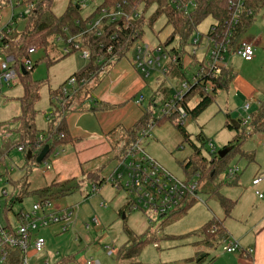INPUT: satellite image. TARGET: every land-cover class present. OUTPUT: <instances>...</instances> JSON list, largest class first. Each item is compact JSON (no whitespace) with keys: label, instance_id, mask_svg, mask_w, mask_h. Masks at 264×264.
Listing matches in <instances>:
<instances>
[{"label":"rangeland","instance_id":"rangeland-1","mask_svg":"<svg viewBox=\"0 0 264 264\" xmlns=\"http://www.w3.org/2000/svg\"><path fill=\"white\" fill-rule=\"evenodd\" d=\"M81 1L83 2L81 9L82 18L88 17L101 3V0ZM68 2L69 0H54L51 8L53 15L56 17L62 15L68 6ZM9 10V8L3 9L1 13V24L6 20ZM14 10V12L17 13L22 10V8L16 7ZM153 11L154 8L147 12L145 17L146 20L150 18ZM24 22V20H18L16 22V32H20L23 29ZM212 25H215V21L211 18H207L198 26L197 32L194 34L193 38L201 37L198 46L195 47L197 60H203L206 54L208 42L205 35ZM171 30V27L166 25L165 16H161L152 24H146L144 27V38L151 44L156 45L159 42H164L171 34ZM240 37L243 41L253 42L256 53L254 54L252 63H244L243 65L236 66V68L238 67L242 75L247 76V74L251 73H261L264 75V12L259 13L255 17L254 22L245 29ZM195 48L189 45L184 50L192 56ZM44 55L45 53L43 50L38 49L36 53L30 56V60L34 65L31 78L41 83L39 99L34 104V123L37 131L40 133H44L48 130L49 123L46 117L49 111L52 110L54 104L51 100V92L61 87L75 72L87 63L81 58L79 52L69 56H63L58 47H55V49L49 52L50 58L55 59L54 63L48 64L45 60H41ZM132 55L133 49L128 52L126 58L129 59ZM158 74V72L152 71L148 81L150 83L153 82V79H155ZM172 82L174 86L176 83H179L178 81L175 82L174 80L168 79L167 75L162 76L160 78V83H162L161 88H165L161 90L166 88L169 89ZM13 88L14 93L22 94V86L20 84L11 89ZM8 91L9 88H6L0 95V125L10 123L12 119L21 114L18 98H8L5 95ZM199 101L200 98L197 94L188 99V109L192 110ZM89 103L90 102L80 104V107H90ZM241 105L242 99L235 98L232 92L222 93L218 95L216 100L197 118L193 119L189 116L185 118L182 124L185 135L177 129L173 120L169 121L166 119L159 124H154L150 130L149 136L142 140V147L147 154L161 164L164 169L174 177L184 180L185 177L192 176V178L195 179L196 174H201V179L199 180L200 188L198 191V199L185 214L178 213L168 218H160L157 222L156 219H153L155 222L152 225V234L154 232L153 235L158 239V241H156L158 249L154 248L152 242L149 241V243L142 248L141 254L136 261L141 262V264H179L184 262L186 264H195L193 262L195 259L194 252L203 251L204 248L202 246H196L194 243L196 239L205 238V236L196 235V233L199 232L207 221L223 218L221 217L223 216V210L219 205L216 195L210 193V189L215 187L211 181H208L206 173L208 164L213 159L208 149V142L213 144L216 153H218L223 150L224 146H227L228 142L230 143L233 140L236 135L235 131H228L225 125L227 122H230V120L236 119L239 115L238 109ZM162 107L163 103L158 100L156 108L154 109L155 114L153 117L155 119L161 116ZM72 110L70 111L72 112ZM226 113L231 115L230 120L226 117L227 115L225 116ZM247 115H243L242 118H245ZM261 137V135H254L250 139L248 138L242 143L241 150L245 152L250 151L249 149L253 148L251 145L255 140L262 139ZM59 153L61 155L62 152L60 151ZM233 156L232 154L229 155L228 163L230 164L231 161L230 165H232L235 160L234 164L237 165L240 170L238 174V183L232 186L223 185L219 189L220 194L223 197H229L235 201L238 197H242L241 195L243 192H249L254 196L253 189L250 186L251 180L256 173V167L254 168L253 164L248 165L244 160L237 159V157L232 160L231 158H233ZM55 157L56 156L51 155L45 161L51 168L55 161ZM45 162L39 164L35 163L32 166L33 172L30 171L27 177L30 190L49 185L50 177L48 175L50 172L46 170ZM23 164L24 155L22 153L12 152L9 158L5 160V163H3V165L0 164V175L4 172H9L13 181L20 180L24 176V171L22 169ZM69 186L72 188V191L67 195H59L56 199L50 198L51 206L49 209L56 211L78 207V222H81L83 227L85 224H89L90 229L89 231H85L86 237H83L85 240H82V243L79 245V252L77 255H81L82 258L84 257L85 261L92 260L95 263L99 261L101 264H116V251L126 242L122 225H126L134 234L140 235L149 226L148 222L151 217L140 211H127L126 203L130 200V196L123 191H115L108 183H104L101 188L92 191L90 182L85 179L77 178L76 180H70ZM13 188L17 190L18 185L16 188ZM13 188L8 184L6 178H0L1 222H5V213L3 211L5 205L9 208L11 207V210L7 212V218L12 222L15 220V212L19 209L25 212L29 211L33 203L38 200L36 196H25L26 198L22 203L13 202L14 197L11 200L8 199L12 194ZM256 189V191L264 194V185H260ZM3 192L6 193L7 197L3 196ZM54 194H57V192L55 191ZM114 199H117V204L113 201ZM121 199L123 201H121ZM256 200L258 199H254V197H249L247 199L249 203ZM121 212H125L126 216L123 221ZM94 221L98 222V226L92 225ZM160 221H163L164 225H161ZM43 231L46 232L41 236L44 237L45 240L50 239L52 243L54 239L51 238L49 232H47L49 228ZM63 233L69 234V236L73 234L71 231ZM83 235H85L84 232ZM56 245L57 244L52 245L49 248L53 247L55 250ZM106 249H113L114 254L109 256Z\"/></svg>","mask_w":264,"mask_h":264},{"label":"trees","instance_id":"trees-1","mask_svg":"<svg viewBox=\"0 0 264 264\" xmlns=\"http://www.w3.org/2000/svg\"><path fill=\"white\" fill-rule=\"evenodd\" d=\"M80 1L81 0H69L64 13L56 17L51 10L54 0H22L23 3H33L31 14L24 20V27L20 32L13 30L9 35L5 36L3 40L5 53L14 57V67L18 72V84L22 86L23 90L22 97L19 99L21 114L11 120L10 123L0 125L1 132H8L11 134L10 138L0 141V163L5 160L10 152L22 147V154L24 155L25 162L34 165L36 163V158L47 145L49 146V152L42 161V163H44L48 157L53 155L59 148L68 144L70 140L64 125L65 118L59 122L55 130H53V122L51 120L48 121L50 127L45 133H40L35 127L34 104L39 99L41 83L31 78L33 69L31 71L20 69L23 60L30 59L28 54L29 48H34L36 50L35 52H37L38 49L43 50L45 55L41 60H45L48 64H52L55 62V59L50 58L49 52L56 47L54 44L55 39H67L68 37L79 36L86 29L87 24L95 19L102 10L115 11L119 8V10L127 14L134 12L140 13L137 20L131 21L127 30L123 29L120 32L117 31V24H121V21H119L117 24H103L99 36L94 32L85 33L80 36L78 40L79 47L80 49L89 51L90 60L86 63L85 67L71 76L76 77L77 89L65 106V111L68 112L71 110V105L74 100L77 101V98L80 104L83 103V101H91L92 103V90L94 86H96L100 75L124 58L131 47L144 38V27L146 24H152L161 16H165L166 25L170 26L172 29L171 34L162 43V46L167 50L170 58L173 56L177 57L176 62H168V72L172 76L174 75L173 77L181 81L184 80V74L180 71L182 58L186 54L184 49L191 45V41L194 34L197 32L198 26L207 18L213 19L219 28L224 26L230 17L229 4L237 0H179L181 3L192 4L194 6L190 12L186 14L176 10L170 0H101L100 5H98L92 14L86 18L81 17L82 6ZM7 7L8 0H0V23L1 13L3 9ZM244 7L245 10L251 12V15L245 13L242 16L235 43L240 39L245 29L254 22L255 17L259 13L264 12V0H244ZM152 8H154V11L148 21L145 17L147 12ZM114 34L115 39H112ZM13 39H16V42L12 43L11 41ZM200 39L201 37H199V41ZM109 48H111V50L108 53L107 50ZM234 76L235 75L230 69H222L215 79L210 80L213 88L212 94H206L202 88L194 86L186 95L183 103V106L186 108L187 116L193 119L197 118L214 102L217 92L227 89L234 79ZM59 89L60 87L52 91L50 94L51 97L58 94ZM195 94L199 96L200 101L192 110H189L186 105L187 100L195 96ZM97 106L98 104L94 102L93 108ZM152 107L154 106L151 103L150 108ZM151 115L150 109L133 129L129 131L123 130L124 135H121L120 141H125V148L136 139L137 133L145 129L148 123L153 120L154 117ZM177 118L176 114H173L171 117L161 116L160 119L154 121V124H159L166 119L169 121L173 120L177 129L185 135L183 125ZM237 122L238 124L240 123V121ZM226 127L229 130H234L229 122H227ZM247 131H249V134H247ZM247 131L243 127L235 130L236 135L233 140L223 148H229L228 153L223 157H220L218 153H216L212 161L208 164L207 169L205 168L208 181H211L215 187L210 189V193L216 195L219 205L226 216L229 215L234 206V202L223 197L219 189L223 185L232 186L238 183V175L231 177L226 174L231 164V161L230 164L228 163V158L229 155L232 154L234 155L233 158H231L232 160L237 157V159L244 160L248 165L254 162L255 152H245L241 150V146L244 141L248 138L250 139L254 135H261L264 137V100L261 101L255 111L250 114V123ZM118 142L119 140L116 144ZM28 153H30L29 158ZM28 173L29 172H27V174ZM27 174H25L22 179L11 182L12 187L16 188L18 185V191L13 188L14 192L12 191L11 196L8 198L9 200L13 197L16 200H21L23 197L30 194L37 195L40 200L44 198L50 199L54 195L53 189L55 186H57L55 189L58 188L55 190L58 195L65 196L72 191L69 182L45 187L41 190L30 191ZM84 177L86 180L90 181V184L94 183L97 190L103 185L102 178L98 177L96 174H86ZM195 202L196 201L191 200L189 203L185 204L178 213L185 214ZM7 211L8 209L5 208V213ZM129 211L131 210L129 209ZM122 213L123 212H121V215ZM123 214H125V212ZM160 222L161 225H164L163 221ZM152 225H149L147 230L139 236L133 234L129 228L124 225L123 232L127 237V242L116 251V264H141L136 260L140 256L142 248L149 243V241L152 242V244L158 241L153 235L154 232L152 234ZM7 227L10 228L9 225ZM212 227H215L214 232H212ZM196 235L205 236V238L202 237V242L199 243V246L201 245L205 249L218 247L228 240L221 222L215 220L205 224ZM6 252L7 258L3 264H21L23 256L18 249L6 247ZM207 257V253L199 251L195 254L193 262L195 264H204Z\"/></svg>","mask_w":264,"mask_h":264},{"label":"built area","instance_id":"built-area-1","mask_svg":"<svg viewBox=\"0 0 264 264\" xmlns=\"http://www.w3.org/2000/svg\"><path fill=\"white\" fill-rule=\"evenodd\" d=\"M173 7L180 11L189 13L194 7L192 4H184L179 0H170ZM81 6L83 2L80 1ZM20 7L22 10L17 13L14 8ZM33 3H23L22 0H8L10 10V18L7 25L0 30V95L6 88H12L19 83L18 72L16 71L14 57L5 53L3 40L11 31L15 30V24L18 20H25L32 11ZM230 17L222 27L212 25L207 33L206 40L208 47L204 60L202 61L197 72L191 79H185L177 85L171 98L163 104L161 116L171 117L177 115V120L183 124L187 117L186 108L183 106L186 95L194 86H199L206 94H212L213 88L210 80L215 79L219 72L226 68L228 69L227 58L236 56L245 62H250L254 56L253 44L237 40L236 35L242 16L246 13L251 15L249 10H245L244 0H237L229 4ZM92 14V13H91ZM140 16L139 12L127 14L121 10L106 11L102 10L99 15L89 22L86 29L77 37H68L67 39L57 38L54 41L63 56H68L79 52L81 58L88 62L90 53L86 49H80L78 40L85 33L101 34L100 29L103 24H117V31L127 30L131 21L137 20ZM112 39H115V34ZM16 42V39L11 41ZM199 44V38H193L191 45L195 48ZM133 49V65L145 79L150 77L152 71L158 72L165 76L168 74L167 64L169 61L173 63L177 61V57L170 58L167 50L162 44H151L147 39L143 38L136 42ZM131 49L129 51H131ZM111 48L107 50L109 53ZM34 48L28 49V54L31 56L36 53ZM196 55V48L193 50L192 56ZM21 70L31 71L33 64L30 59L23 60L20 66ZM82 82V81H81ZM77 89L76 77H70L59 89L58 94L51 97L53 108L49 111L46 120L52 121L53 130L56 129L59 122L65 118V106ZM143 102L141 97H138L136 104L140 105ZM250 104L247 102L244 106V111H249ZM161 116L151 120L145 129L137 133V137L133 140L118 156L116 166L113 171L103 179V183L110 184L115 191H123L130 196L127 203L131 211H140L150 216L149 224H154L158 219L168 218L182 210L185 204L191 200L198 199V191L200 188V175L196 174L195 179L181 180L174 177L160 164L153 160L142 147V140L149 136L150 130L154 126V121L160 119ZM250 123V115L242 118L240 127L248 130ZM249 134V131H247ZM11 134L0 131V141L10 138ZM42 137V136H41ZM62 148V147H61ZM59 148L53 156L59 152ZM210 155L214 157L216 154L214 146L208 142ZM19 153L23 152V148L19 147L16 150ZM46 170L50 166L45 162ZM239 169L236 166H231L227 169L226 174L233 177L239 174ZM263 180L258 177L252 181V185L256 186ZM92 191H96L97 187L94 183L91 184ZM6 196V193H2ZM256 196L264 200V195L256 192ZM50 199L44 198L32 205L28 212L21 211L17 214V224L14 228H8L0 221V264H3L7 258L6 247L18 249L22 253L21 264H28L27 254L30 249L36 253H42L45 248V240L37 235V232L46 229L51 225H59L62 232H66L71 228V222L77 213L76 208H67L61 211L50 210ZM98 226V222L92 223ZM86 229L90 227L85 224ZM212 232L215 227H212ZM222 251L228 254H240L250 256L253 249L243 250L241 246L233 241L227 240L222 245ZM113 249H107L109 255L113 254ZM84 264H96L92 260H86Z\"/></svg>","mask_w":264,"mask_h":264},{"label":"crops","instance_id":"crops-1","mask_svg":"<svg viewBox=\"0 0 264 264\" xmlns=\"http://www.w3.org/2000/svg\"><path fill=\"white\" fill-rule=\"evenodd\" d=\"M9 18H10V11L8 12L7 18L4 21V23L3 24L0 23V30L7 25ZM240 41H243L241 37H240ZM248 43L254 44L253 42H248ZM255 53L256 50H254V54ZM126 56L117 63H115L110 69L106 70L100 75L96 86H94L92 90L93 101L92 103L90 101L89 103L90 107L89 106L80 107L79 100L74 101L75 103L74 102L72 103L71 110L72 109L73 110L72 112L68 111L64 119L65 120L64 125L70 140L68 144H66L61 148L62 150L60 149V151L62 152L61 155L60 153L56 155L52 168L50 167V169L47 170L48 172H50V174L48 175L50 177L49 185L37 187L34 190H30L29 188L30 191L41 190L45 187H49L57 184L60 185L66 182H70V180H76L77 178L86 180V178L84 177L86 174H93V175L96 174L98 177L102 178V180L105 179L115 168L117 158L125 148L124 147L125 141L122 140L120 141L121 135H124L123 130L129 131L133 129L135 125L141 119L144 118L145 114L150 109L152 114L151 116H154L155 114L154 109L156 108L157 101L160 100L164 104L166 101H168L171 98L173 91L175 90V88L179 83H176L174 86L172 82L171 87L169 89L166 88L164 90H161L165 88V87L161 88L162 83H160V78L163 75L159 73L158 75H156V78L153 79V82L150 83L148 79H145L143 75L134 67L133 55L129 59H127ZM253 59L250 62H245L236 56H230L229 58H227L228 69H230V71H232L235 76L234 79L229 84V86L227 87V89L217 92L214 98L215 101L218 95H221L222 93L225 92L226 93L232 92L235 98L242 99V105L238 109L239 115L236 117V119L234 118V120H230L231 115L227 113L225 114V116L227 115L226 117L230 120L229 122L230 125L234 128L233 131L238 130L240 128V123H239V128H235L232 122L238 124L237 121H241L243 115H247L248 112H249L248 115L253 113L257 108L258 104L264 100V75L261 73H255V74L251 73V74H247L246 76V75H242L239 72L238 67L236 68V66L243 65L244 63L245 64L252 63ZM203 60L201 61L197 60L196 55L190 56V54L188 53H186L183 56L182 66L180 71L184 74V80L191 79L194 76V74L197 72ZM85 66L86 64L83 67ZM82 68H80L77 72H79ZM173 76L168 72L167 74L168 79L174 80L175 82L177 81L181 82V80ZM22 94H23V90H22ZM22 94L14 93V88L13 89L9 88V91L5 95L8 98L15 97L18 98L19 100L22 97ZM138 97H141L143 99V102L140 105L136 104V100ZM94 102L98 104V106L95 108H93ZM247 102L250 104V107H249V111L245 112L244 106L245 103ZM84 103L86 102L83 101V103L81 104ZM151 103L154 106L152 108H150ZM49 127L50 125H48V129ZM225 128L227 129L226 125ZM227 130L232 132V130L229 129ZM261 138L262 139L255 140V142L251 145V147L253 148L249 149L250 151L255 152V159L254 162L251 164L254 165V168L256 167L255 168L256 173L251 180V186H250L253 189L254 196H252V194H250L249 192L248 193L243 192V194L241 195L242 197H238L236 201L230 199L229 197H225L229 200H232L234 202V206L231 209L228 216H226L223 212L222 214L223 216H221L223 218H219V220H215L221 222V225L225 230L228 240L230 239L237 242L243 250L253 249V253L250 256L240 255L237 253L234 254L224 253L221 249L223 244H221L218 247H214L212 249L204 248L203 251L208 255L204 264H264V200L259 199L255 194L256 192H258L256 191L257 190L256 188H258L260 185H264V140H263L264 137ZM118 140L119 142L116 144ZM228 144L229 142L227 143V145ZM12 152H17V151L13 150ZM12 152L8 154L5 160L9 158ZM5 160L0 164L3 165V163H5ZM234 163L229 167L236 166L238 168V166L235 165ZM32 166L33 165L27 164L24 159V164L22 166L24 175L27 174V172L29 173L30 171L33 172ZM29 173L27 174V177ZM1 177L6 178V181L8 182L9 185H12L11 182H15L11 178L9 172L2 173L0 175V178ZM258 177H262L263 180L258 185L253 186L252 181ZM190 179H192V176L185 177L184 180H190ZM28 186H30L29 181H28ZM55 187L53 189V192H55V190L58 189V188L55 189ZM28 196H36L38 199V200L36 199L37 202L40 201V198L37 195L30 194ZM58 196H59L58 194H54L51 199L54 198L56 199ZM244 197H246L247 199L249 197H254V199L256 198L258 200L249 203L247 199ZM25 198L26 197H23V199L21 200L13 199V202H18L20 204ZM113 201H115L117 204V199H114ZM121 201L123 200L121 199ZM5 208H7L8 211L11 210V207L9 208L5 205L3 208L4 213H5ZM21 211L22 210L19 209L17 212H15L14 214L15 223L14 221L11 222L8 220L7 212H6L4 214L5 222L2 223L5 224L6 226L9 225L10 228H14L17 224L16 216ZM56 211H61V210H56ZM127 211H129L128 208ZM77 212H78V207H77ZM121 218L123 221L126 218L125 214L122 213ZM78 221H79L78 213H76L75 217L71 222V228L68 230L73 233L71 234V236H69V234L63 233L59 225H51L50 227H48L49 231L47 232H49L51 238L54 239L52 243L50 239L45 240L44 237L41 236L44 232H46L43 231L45 229L39 230L37 232V235L45 240V248L43 252L39 254L34 252L32 249H30L27 254L28 263L29 264H84L85 263L84 257L82 258L81 255H77V254L79 252L78 250L79 245L82 243V240H85V238H83L86 237L85 231H89L90 227L86 229L85 225L83 227L82 223ZM211 221L210 220L207 221L206 224H208ZM123 228L124 226L122 225V230ZM130 231L134 234L132 230ZM145 231H143L142 234ZM83 232L85 235H83ZM126 242H127V237H126ZM126 242H124L121 246H123ZM200 242H202V238L196 239L194 245L199 246ZM55 244H57L55 250L53 247L49 248L50 246ZM153 246L154 248L158 249L157 243H154ZM113 254L111 255L108 254V255L112 256ZM194 254L196 253L194 252ZM96 264H101V263L99 261H96ZM164 264H175V263H164ZM179 264H186V263L184 262Z\"/></svg>","mask_w":264,"mask_h":264},{"label":"water","instance_id":"water-1","mask_svg":"<svg viewBox=\"0 0 264 264\" xmlns=\"http://www.w3.org/2000/svg\"><path fill=\"white\" fill-rule=\"evenodd\" d=\"M232 124L234 125L235 128H239V124H236L235 122H232ZM229 151V148L227 149H223L221 151L218 152V155L220 157H223L224 155H226ZM49 152V146H45L43 148V150L40 152V154L38 155V157L36 158V163H42V161L44 160V158L46 157V155ZM30 153H28V158H29Z\"/></svg>","mask_w":264,"mask_h":264}]
</instances>
